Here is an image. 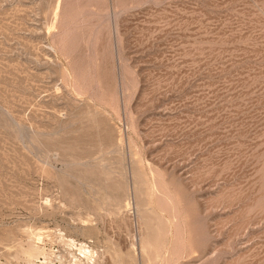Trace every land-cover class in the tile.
<instances>
[{
    "label": "rangeland",
    "instance_id": "1",
    "mask_svg": "<svg viewBox=\"0 0 264 264\" xmlns=\"http://www.w3.org/2000/svg\"><path fill=\"white\" fill-rule=\"evenodd\" d=\"M0 264H264V0H0Z\"/></svg>",
    "mask_w": 264,
    "mask_h": 264
}]
</instances>
